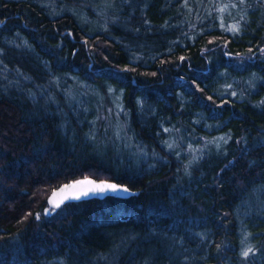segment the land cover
<instances>
[{
    "label": "trees",
    "instance_id": "1",
    "mask_svg": "<svg viewBox=\"0 0 264 264\" xmlns=\"http://www.w3.org/2000/svg\"><path fill=\"white\" fill-rule=\"evenodd\" d=\"M0 264H264V0H0Z\"/></svg>",
    "mask_w": 264,
    "mask_h": 264
},
{
    "label": "water",
    "instance_id": "2",
    "mask_svg": "<svg viewBox=\"0 0 264 264\" xmlns=\"http://www.w3.org/2000/svg\"><path fill=\"white\" fill-rule=\"evenodd\" d=\"M85 180H90L94 184H115L118 186V188H121V189L127 188L126 186H123L117 182L97 181V180L92 179V178L81 179V180L69 183L67 185H73L79 181H85ZM65 186L66 185L61 186L60 188H58L54 191L57 193V196L55 197V201L57 203H59L58 207H56L53 203H51L55 208H59L68 202H78V201H85V200H91V199H105L107 197H118V198H122V199H129V198L133 197L135 194L132 190L127 188L128 189L127 192H124V191L112 192L110 190H106L104 192H100V191L91 192V191H89L88 195H82L81 193L83 191H87L91 187V185H80L75 189H65V191L63 193H61L60 189L65 188ZM53 193L51 194L50 198L53 197ZM77 195L79 196V198L78 199L74 198ZM65 197H67V198H65Z\"/></svg>",
    "mask_w": 264,
    "mask_h": 264
},
{
    "label": "snow or ice",
    "instance_id": "3",
    "mask_svg": "<svg viewBox=\"0 0 264 264\" xmlns=\"http://www.w3.org/2000/svg\"><path fill=\"white\" fill-rule=\"evenodd\" d=\"M232 31H236V30H238L237 28H236V26H233V28L231 29ZM181 59H183V58H181ZM80 185H91V187L87 190V191H83L81 194L82 195H88V192L89 191H91V192H95V191H100V192H104V191H106V190H110V191H112V192H117V191H124V192H127L128 191V189L127 188H123V189H121V188H118V186L117 185H115V184H94L92 181H90V180H85V181H79V182H77L76 184H73V185H66L65 186V188H62V189H60V192L61 193H63L64 191H65V189H75V188H77L78 186H80ZM57 196V193L56 192H54L53 193V197L52 198H50V200H49V203H53L56 207H58L59 206V203H57L56 201H55V197ZM65 198H67V197H65ZM74 198H79V196L77 195V196H75ZM38 218V217H37ZM250 251V250H249ZM243 255L244 256H247L248 255V252H244L243 253Z\"/></svg>",
    "mask_w": 264,
    "mask_h": 264
}]
</instances>
